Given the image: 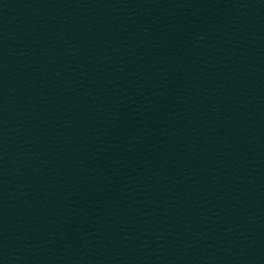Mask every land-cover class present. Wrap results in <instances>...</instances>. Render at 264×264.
I'll use <instances>...</instances> for the list:
<instances>
[{"label":"water","instance_id":"obj_1","mask_svg":"<svg viewBox=\"0 0 264 264\" xmlns=\"http://www.w3.org/2000/svg\"><path fill=\"white\" fill-rule=\"evenodd\" d=\"M0 264H264V0H0Z\"/></svg>","mask_w":264,"mask_h":264}]
</instances>
